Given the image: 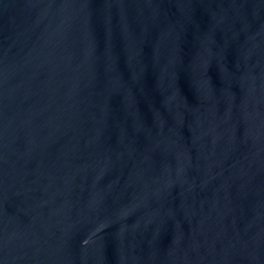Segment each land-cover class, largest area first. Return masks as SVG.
<instances>
[{"label":"water","instance_id":"95a60500","mask_svg":"<svg viewBox=\"0 0 264 264\" xmlns=\"http://www.w3.org/2000/svg\"><path fill=\"white\" fill-rule=\"evenodd\" d=\"M0 264H264V0H0Z\"/></svg>","mask_w":264,"mask_h":264}]
</instances>
